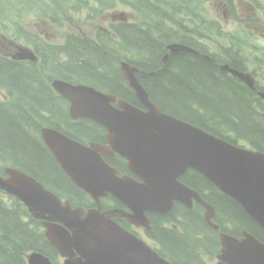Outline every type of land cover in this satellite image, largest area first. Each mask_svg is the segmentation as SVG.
I'll list each match as a JSON object with an SVG mask.
<instances>
[{
  "label": "trees",
  "instance_id": "trees-1",
  "mask_svg": "<svg viewBox=\"0 0 264 264\" xmlns=\"http://www.w3.org/2000/svg\"><path fill=\"white\" fill-rule=\"evenodd\" d=\"M69 1L75 8L87 9L96 4L105 11L113 10L118 2H124L138 10L146 21L111 24L110 28L98 32L94 39L67 35L63 44L33 41L41 58L40 67L0 55V90L7 97L0 98L1 163L32 175L60 198L72 204H83L86 199L84 193L71 182L45 147L40 138V127L45 124L63 129L80 142L99 140L104 129L86 120L71 122L66 102L54 93L48 79L88 83L139 106L133 92L125 85L117 65L118 54L152 74L142 75L139 79L151 100L165 114L232 144L245 141L264 151V102L261 98L204 56L185 51L169 54L167 50L173 43L185 44L217 63H226L244 71L249 68L252 57L257 63L264 62V54H251L252 50H258V45L254 39L239 34L240 25L235 26L239 32L233 33L217 25L222 23L219 18H205L203 11L207 10L211 0ZM250 1L213 0L215 6L220 5L222 12L226 7L235 12L240 4ZM258 4H263L258 5L257 10L263 11L261 20L264 22V3ZM142 5L159 13L160 19H148L153 14L142 10ZM30 13L40 14L49 22H61L49 0H0V23L12 24L11 29L26 42L40 37L29 34L21 22ZM204 36L211 43H202ZM225 36L230 39L225 40ZM212 44L222 48V53L213 51ZM167 54L169 57L164 62ZM186 177L184 182L214 206L216 224H229L233 235L246 230L264 242V230L236 202L220 194L199 173L190 171ZM177 213L185 221L183 234L161 224L173 222ZM151 220L152 236L163 244L165 253L174 264L200 261L198 248L209 252L219 248L217 232L209 227L198 209L181 212L175 205L165 215L153 214ZM32 252H40L47 257L57 254L45 239L41 223L30 217L19 200L0 191V264H27V256ZM50 259L54 260V257Z\"/></svg>",
  "mask_w": 264,
  "mask_h": 264
},
{
  "label": "water",
  "instance_id": "water-1",
  "mask_svg": "<svg viewBox=\"0 0 264 264\" xmlns=\"http://www.w3.org/2000/svg\"><path fill=\"white\" fill-rule=\"evenodd\" d=\"M169 50L192 51L179 44L170 45ZM28 56L34 59L25 52L20 58ZM121 69L141 110L123 101L118 102V110L114 107L116 98L93 87L63 81H55L53 87L70 102L69 114L73 120L90 119L107 129L106 139L111 148L93 147L103 154L114 151L128 160L130 171L142 182L116 175L97 150L75 142L58 130L43 129L41 135L46 146L74 184L96 202L112 194L134 210L143 226H148L146 212H167L175 200L188 208H191L192 199L200 201L207 209L206 220L210 222L214 216L213 207L178 182L181 175L193 169L239 202L264 229V156L237 148L162 114L137 79L138 71L124 63ZM221 69L253 88L250 75L232 68ZM261 97L264 99V94ZM4 172L5 176L0 174V190L18 198L34 219L43 221L47 239L62 257L70 259L67 264H168L146 248L116 249L117 242L127 234L98 211H90L82 219V210L72 209L68 203L63 205L36 178L14 168H6ZM185 196L188 198L184 199ZM246 236L241 242L220 236L223 246L220 258L224 264L230 261L264 264V245ZM76 254L80 258L74 260ZM28 263L51 264L38 253L30 255Z\"/></svg>",
  "mask_w": 264,
  "mask_h": 264
},
{
  "label": "rangeland",
  "instance_id": "rangeland-1",
  "mask_svg": "<svg viewBox=\"0 0 264 264\" xmlns=\"http://www.w3.org/2000/svg\"><path fill=\"white\" fill-rule=\"evenodd\" d=\"M250 2L253 5L246 3L240 4L235 9V12L227 7L225 11L222 12L220 11V5L218 4L215 6L216 2L214 3L213 0H211L207 10L203 11V14L206 19H211L212 17L219 18L222 23H218L217 25H222L223 29L225 28L226 31H232L233 33L239 32L235 28L236 23L242 24L244 31L241 30L239 34H254V42L257 43L258 50L255 52L252 50L253 53L251 54L260 56L264 54V22L261 20L263 11H258L257 6L263 5L258 3H264V0H252ZM51 7L56 14L60 15L62 21L61 25L49 23L38 17L39 14L37 13H32L31 15L27 14L21 19V22L25 29H30V32L41 36L43 41H51L53 44L63 43V39L68 34L94 39L98 32L102 31V29L110 28L111 24L123 21H146V18L141 16L138 10H133L130 6H126L124 2H118L113 6V10L107 11L102 10L95 4H91L87 9L75 8V6L68 3V0H51ZM142 10H147V12L153 14V16H148V19H160L159 13L145 5H142ZM11 26L12 24L9 23H0V54L11 58L16 56L17 53H20V50H33L29 47V44L26 43V39H22L18 36L14 30L11 29ZM8 27L9 29H7ZM224 39L229 40L230 38H226L225 36ZM212 48L217 53L223 51L222 48L214 44H212ZM117 57L119 58L118 65H120L125 56L118 54ZM248 71L256 78L259 83V88L264 89V62L262 64L257 63L252 57L249 62ZM48 81H50V79H48ZM0 95L3 96L2 93H0ZM245 147L249 148L248 146ZM59 261L60 264H63V260Z\"/></svg>",
  "mask_w": 264,
  "mask_h": 264
},
{
  "label": "flooded vegetation",
  "instance_id": "flooded-vegetation-1",
  "mask_svg": "<svg viewBox=\"0 0 264 264\" xmlns=\"http://www.w3.org/2000/svg\"><path fill=\"white\" fill-rule=\"evenodd\" d=\"M106 135L107 133L105 132L101 133V137L99 138V140L95 142H87V146H92L96 144L102 148H105V149L108 148V142L106 139ZM99 152L100 151H98V153ZM99 155L111 168H113L117 172V175H120V176L128 175L131 177H135L134 174L129 171L126 161L117 153H106V154L99 153ZM95 206H96V209L101 214L111 219L122 230L134 235L136 239H138L139 241L145 242L154 251L158 252V254L162 258L168 260L171 264H174L173 259L165 253V250L163 249V244L158 242L151 234L153 231L151 214L148 215L151 221V225H150L151 228L145 229V228L138 227L132 224L126 217H124L123 214H125L126 212L128 213V210L121 203H119L118 201L114 200L111 197L101 200L100 205L97 204ZM177 206L180 208L181 212H185V209H187L183 204H180V203H178ZM198 206L199 205L195 203L192 210H194V207H198ZM198 209H199V213H202L201 209L200 208ZM173 222L179 227V229L175 231L181 233L183 230L185 221L180 217L179 213L175 215V219ZM161 224L164 228H168L166 226L167 223L161 222ZM223 230H224V225H223V228L219 227V230L217 231L215 230V231L223 232ZM120 247L127 248L124 245H121ZM220 251H221V247L214 252H209V251H206L205 249L198 248L197 253L199 254L200 261L192 262L191 264H218ZM58 258L60 260H63V263H64V259L60 258V255L58 256Z\"/></svg>",
  "mask_w": 264,
  "mask_h": 264
},
{
  "label": "bare ground",
  "instance_id": "bare-ground-1",
  "mask_svg": "<svg viewBox=\"0 0 264 264\" xmlns=\"http://www.w3.org/2000/svg\"><path fill=\"white\" fill-rule=\"evenodd\" d=\"M167 50L169 51V46L167 47ZM202 53V52H201ZM227 60V59H226ZM242 64V63H241ZM222 67H226V68H234L233 66H231V65H229V64H226V63H223L221 66H220V68H222ZM2 82V81H1ZM264 142V141H263ZM264 148V147H263ZM200 194V196L205 200V201H207L204 197H203V195L201 194V193H199ZM206 195V194H205ZM208 195V194H207ZM208 202V201H207ZM88 208H90V207H88ZM194 209H198V207H194ZM199 210V209H198ZM217 226L218 227H221V228H223V226H221V225H219V224H217ZM183 232H184V230H182V232H181V234H183Z\"/></svg>",
  "mask_w": 264,
  "mask_h": 264
}]
</instances>
